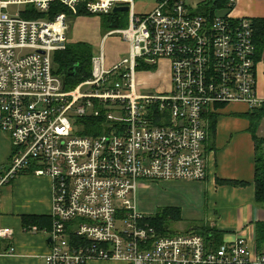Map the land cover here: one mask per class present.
Listing matches in <instances>:
<instances>
[{
    "label": "built area",
    "instance_id": "2783aa9c",
    "mask_svg": "<svg viewBox=\"0 0 264 264\" xmlns=\"http://www.w3.org/2000/svg\"><path fill=\"white\" fill-rule=\"evenodd\" d=\"M189 1L158 0L140 15L135 0H0V132L13 144L0 170V202L18 175L51 179L52 224L28 229L51 239L45 264H264V250L245 237L213 246L193 231L160 234L136 206L142 182L206 180L207 117L218 105L264 102L253 20L232 15L236 0L213 15ZM53 2L69 13L9 12L26 4L45 14ZM125 6L128 26L110 30L92 57L91 76L67 87L54 56L69 43V14H119L124 10L115 8ZM113 35L128 43V56L108 65L104 46ZM165 60V88L150 83L159 72L140 76ZM91 120L100 126L83 133ZM12 235L0 225V239Z\"/></svg>",
    "mask_w": 264,
    "mask_h": 264
},
{
    "label": "crops",
    "instance_id": "0c3cea01",
    "mask_svg": "<svg viewBox=\"0 0 264 264\" xmlns=\"http://www.w3.org/2000/svg\"><path fill=\"white\" fill-rule=\"evenodd\" d=\"M196 2L197 5L193 9L199 11L204 3L201 0ZM226 10H215L214 13L225 14ZM151 11L153 10L137 14ZM232 15L264 19V0H236ZM109 39L106 40L105 45ZM72 41L74 40L69 36V42ZM256 49V88L258 96L264 101V46L259 50L256 45ZM159 75L164 74L159 73ZM140 76L146 78L144 74ZM156 86L162 88L159 84ZM250 110L252 109L244 103H225L218 105L216 112L212 113L215 116L214 123L208 115L207 121L211 129L205 144L208 176L204 181H186L190 184L186 186L187 190L192 189L187 196L193 201L186 216L216 228L217 232L204 235L213 246H219L226 240L232 241L242 236L247 238L258 251H263L264 203L256 198L257 150L251 132V121L247 116ZM256 135L264 138V118L258 125ZM12 149V142L6 143L0 134V165H2L0 170L8 162ZM230 182H239L242 185L236 186ZM149 183L147 182V185ZM52 204V181L47 176L21 174L3 187L0 224L11 227L13 235L10 238L0 239V264H45V255L49 251L48 239L43 236L42 231L27 230L23 226L22 217L51 216ZM174 207L180 209V206ZM186 209L188 208L184 210ZM187 231L189 230L184 232ZM174 232L181 231L175 229L172 233Z\"/></svg>",
    "mask_w": 264,
    "mask_h": 264
},
{
    "label": "rangeland",
    "instance_id": "374dc122",
    "mask_svg": "<svg viewBox=\"0 0 264 264\" xmlns=\"http://www.w3.org/2000/svg\"><path fill=\"white\" fill-rule=\"evenodd\" d=\"M158 0H135V12L143 13L145 11L154 10L157 6ZM190 6L193 8L196 7V0L189 1ZM31 6L30 5H11L9 12L11 14H16L20 12H26ZM195 10V9H194ZM69 13V11H68ZM67 13V14H68ZM119 17L122 22L121 28L127 27L129 22V11L119 12ZM111 16L109 15H100V14H85L82 17H79L74 14H69V26L68 35L74 41L72 43L85 42L91 44L92 55H98L102 52V39L105 34L110 30L115 29L112 27ZM114 19H117V16H113ZM110 39L104 46V52L106 55V60L108 65L114 64L116 61L128 56V43L120 39L119 35H113L109 37ZM119 38L120 40H118ZM92 40V41H91ZM31 50H25L23 53L30 52ZM168 64L169 61L166 60V64L162 67V70H158L156 66L147 65L141 74H146L145 72H156L164 74L160 76L159 74L153 80L150 78V83L156 86L159 84L162 88L166 87V81L169 79L168 75ZM93 109H90L89 112H92ZM77 119H72V122L75 124ZM211 131V129H210ZM6 143H11V134L9 132H0ZM263 138V137H262ZM6 162V161H5ZM4 162V163H5ZM6 164H4L5 166ZM2 165H0L1 167ZM20 176V175H19ZM186 186L190 184L186 181H157L147 183L142 182L139 184L137 193H136V206L138 210L144 212L149 219L156 217L158 214L164 213L165 209L174 208V206H180L181 209V220H172L170 224L166 225L165 230L170 232L180 230L184 232L185 230L192 229L198 224H202L197 219L187 218V213L189 212L190 207L193 205V201L187 196L192 189L187 190ZM194 192V191H193ZM14 200V198H13ZM180 204V205H179ZM184 206V208H183ZM179 208V207H178ZM185 208H188L184 210ZM165 214V213H164ZM168 216L167 218H169ZM1 225V224H0ZM44 234V233H43ZM42 234V235H43ZM46 237V234L43 235ZM95 261V262H94ZM120 264L121 262L112 261V260H92L89 264Z\"/></svg>",
    "mask_w": 264,
    "mask_h": 264
},
{
    "label": "trees",
    "instance_id": "16d2710c",
    "mask_svg": "<svg viewBox=\"0 0 264 264\" xmlns=\"http://www.w3.org/2000/svg\"><path fill=\"white\" fill-rule=\"evenodd\" d=\"M228 0H213L209 2H204L199 11L209 12L212 15L215 14V10L227 9ZM33 7H30L26 12H23V16L27 18H39V17H54L55 14L59 12H68L67 9L59 2H53L52 8L49 13H39L33 10ZM88 13L80 12L79 15H85ZM112 27L115 29L121 28V20L118 14H110ZM113 16H117V19H114ZM254 24L255 31V42L257 48L260 50L264 46V19H252ZM128 23V22H127ZM92 48L89 43L79 42V43H68L65 50H61L55 53L54 61L56 72L63 75L65 78V83L67 87H74L80 81L86 77L91 76L92 72ZM259 54V51H258ZM74 65H77L76 70L72 68ZM264 103V102H263ZM261 106L253 108L250 110L247 116H249L251 121V132L253 134L256 150H257V163H256V198L259 202L264 203V158H263V144L264 138H259L256 135V131L260 121L264 118V104ZM211 117V122L214 123L215 116L214 114H209ZM214 117V118H213ZM91 123V124H90ZM87 128L83 133H93L95 131L94 125L100 126V121L91 120ZM94 128V129H93ZM236 186H241L242 183L239 182H230ZM181 210L179 208H170L165 209L164 213L161 215L158 214L156 217L149 219V222L152 226L157 228L160 234H176L177 232H170L165 230L166 225L170 224L171 221L181 220ZM170 216L169 218H167ZM23 226L28 230L31 226H38L39 228L50 227L52 224V218L50 215H24L22 217ZM195 233L207 236L210 232H217L216 228L209 227L207 225L198 224L193 227L191 230ZM189 231V232H191Z\"/></svg>",
    "mask_w": 264,
    "mask_h": 264
},
{
    "label": "water",
    "instance_id": "95a60500",
    "mask_svg": "<svg viewBox=\"0 0 264 264\" xmlns=\"http://www.w3.org/2000/svg\"><path fill=\"white\" fill-rule=\"evenodd\" d=\"M118 10H124V11H125V10H128V7H126V6H125V7H117V8H115L114 11L116 12V11H118ZM76 68H77V65H74L72 69L75 71ZM263 149H264V144H263ZM50 241H51V239L49 238V239H48V242H50Z\"/></svg>",
    "mask_w": 264,
    "mask_h": 264
}]
</instances>
